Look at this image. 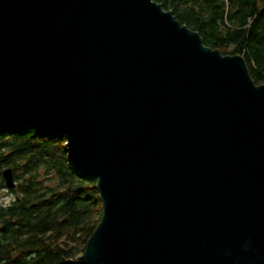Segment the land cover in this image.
Returning <instances> with one entry per match:
<instances>
[{"label":"water","instance_id":"water-1","mask_svg":"<svg viewBox=\"0 0 264 264\" xmlns=\"http://www.w3.org/2000/svg\"><path fill=\"white\" fill-rule=\"evenodd\" d=\"M173 13L0 0V120L61 132L97 178L102 219L72 263L264 264V84Z\"/></svg>","mask_w":264,"mask_h":264},{"label":"trees","instance_id":"trees-1","mask_svg":"<svg viewBox=\"0 0 264 264\" xmlns=\"http://www.w3.org/2000/svg\"><path fill=\"white\" fill-rule=\"evenodd\" d=\"M223 54H242L264 84V0H155ZM61 132L0 120V187L12 168L18 189L0 205V264H76L103 215L97 178L70 159ZM2 171V172H1Z\"/></svg>","mask_w":264,"mask_h":264},{"label":"rangeland","instance_id":"rangeland-1","mask_svg":"<svg viewBox=\"0 0 264 264\" xmlns=\"http://www.w3.org/2000/svg\"><path fill=\"white\" fill-rule=\"evenodd\" d=\"M14 196H15V192H13L11 189H8L6 187H0V205L4 203H9Z\"/></svg>","mask_w":264,"mask_h":264},{"label":"flooded vegetation","instance_id":"flooded-vegetation-1","mask_svg":"<svg viewBox=\"0 0 264 264\" xmlns=\"http://www.w3.org/2000/svg\"><path fill=\"white\" fill-rule=\"evenodd\" d=\"M17 189H18V187H17V188H15V189H12V191H13V192H16V190H17Z\"/></svg>","mask_w":264,"mask_h":264}]
</instances>
